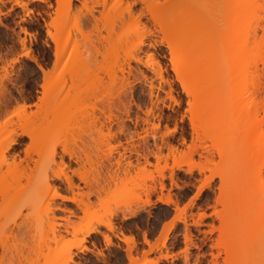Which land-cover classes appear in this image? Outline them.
Returning a JSON list of instances; mask_svg holds the SVG:
<instances>
[{
    "label": "rangeland",
    "instance_id": "obj_1",
    "mask_svg": "<svg viewBox=\"0 0 264 264\" xmlns=\"http://www.w3.org/2000/svg\"><path fill=\"white\" fill-rule=\"evenodd\" d=\"M227 1L0 0V111L9 113L23 102L39 127L60 122L47 135L39 129L35 145L42 146H33L31 160L21 164L2 152L5 139L20 128H0V208L12 232L6 250L0 248V264H16L11 248L20 242L23 264L32 258L31 248L39 252L37 264H264V242L242 252L239 244L235 255L238 249L228 252L231 239L225 238L247 229L264 235V121L258 126L245 118L243 128L233 129L230 119L218 117L212 126L193 129L195 104H189L173 71L177 55L169 54L196 53L207 41L220 47L238 16ZM179 5L185 8L173 17ZM256 14L264 22V12ZM206 25L216 29L204 32ZM237 30L241 34L244 26ZM171 36L173 41L164 40ZM56 46H65L70 63L63 86L51 71ZM242 48L224 52L219 60ZM83 58L93 71L96 93L67 109L63 99L73 94L69 83ZM213 65L201 64L203 73ZM257 66L262 73L260 59ZM39 67L51 75L45 78ZM261 81L263 95V75ZM58 104L65 111L53 115L58 119L42 118L45 109L59 111ZM263 115L264 107L257 119ZM28 144L27 136L19 137L21 158ZM75 155L84 161L85 184L71 172L80 167ZM61 160L69 169L62 171ZM64 173L78 188L67 187ZM220 175L232 176V183L220 181ZM55 190L74 199L53 197ZM232 208L248 215L245 224H226ZM174 214L182 222L165 232ZM90 226L98 231L81 240ZM121 234L133 241L125 244Z\"/></svg>",
    "mask_w": 264,
    "mask_h": 264
},
{
    "label": "bare ground",
    "instance_id": "obj_2",
    "mask_svg": "<svg viewBox=\"0 0 264 264\" xmlns=\"http://www.w3.org/2000/svg\"><path fill=\"white\" fill-rule=\"evenodd\" d=\"M259 1L261 3H259ZM69 2L70 0H67V4H69ZM226 6H228L227 8L235 7L238 16L237 18L231 21L230 26H227L226 32L223 34L225 37L222 38V43L220 47H217L215 43L207 41L203 44L202 48L196 53L187 54L181 51L175 52L174 50H171L169 53L171 57L177 55V60L173 61L172 64L173 71L175 72L184 92L191 98L189 104H195V106L193 107L194 113L191 114L190 117V123L193 129H196L201 124H203L204 126H212L213 124L217 123L216 121H213L214 118H218V117L219 118L221 117L222 119H230V123H231L230 127L232 125H235L233 129L243 128L246 123L242 125L241 121L242 119L245 118L252 119L250 123L251 124L256 123L258 126H260L264 121V115L260 119H257L260 109L263 110L264 107V94L261 95V88H262L261 77L262 75L264 77V49L260 50V43L262 39H264V22L260 21L263 18H261L259 15L256 14L257 11L260 10L264 12V0H228ZM175 7L177 8V12L174 11L172 16L173 17L181 16L178 10L184 9L185 6L179 5L178 7L174 6V8ZM200 18L199 16L195 17L192 20V22H196L200 20ZM253 21L255 23L254 26L251 27ZM240 26H244V30L241 34L238 35L237 29ZM214 29H216L214 25H206L201 30L204 32L205 31L210 32L213 31ZM258 32H260V34ZM179 35L180 34H178L177 36ZM173 39L174 37L171 36V37H166L164 40L173 41ZM53 42H55V45L59 43V41L55 39H53ZM179 44L180 43L176 40L177 47H179ZM240 45H242L243 48L238 54L229 55L226 61L224 62L219 60L220 56L224 54V52L233 51L237 46ZM56 47L57 48H55L56 50L54 51L55 60L53 62V67L51 71L53 74L52 76L57 77V81H59L58 83H60V85L63 86L64 83L66 82L63 77L64 76L63 72L67 69L70 63L67 60V56L66 55L63 56L64 55L63 51L65 46L64 47L56 46ZM212 49H216V50H212ZM209 50L212 51L208 52ZM25 55H28V53H25ZM62 59L64 61L61 63ZM257 59H260L262 65V73H259L258 71ZM204 62H209L214 64L212 67L210 66L208 73H203L201 64H203ZM78 63H79L78 72L75 75H73V77H71V81L69 83L70 89L73 91V94H71V98L70 97L67 98L68 100H66V98L63 99L66 101V105L65 104L62 105L67 106V109L72 105L76 106L77 104H81V102L86 100V97L88 95H91L90 92L92 93L93 90L95 92V88H96V86H94L95 83L93 82V80L95 79L92 75L93 71L91 68H89L88 66L89 64L84 60V58L80 59ZM40 70L45 78L51 72V71H45L42 68ZM226 80L229 81L227 84L224 83ZM80 85H84L85 87L84 86L82 87ZM58 91L60 90L58 89L57 92ZM55 92H56V88H55ZM16 104L17 103H15V105L8 110L9 113H6L7 111L6 109H5L6 111L3 109L4 112L0 111V128L3 129L13 126L20 128L21 130L20 133L17 134L15 137L8 136L5 139V144L2 147V152L3 151L8 152L10 155V159L13 162L17 161V163L21 164L22 162H28L29 160H31V154L36 150L37 145H40L39 143L35 145V142H38L35 140L36 137H38V133H40V130L42 133L45 134L46 133L45 131H48L47 129H49L50 127H55L56 122L58 124L60 122L56 120L55 125L53 124L54 122L53 123L49 122L48 124L45 125L43 129L41 126L39 127L40 124L38 125V118L35 115V113L33 112L31 113L27 111L26 106L24 105L25 103L22 102V105H18V106H16ZM4 105L6 106V104ZM223 105H225L226 108L224 110H221V107ZM58 106L59 108L62 107L60 106V104H58ZM65 106L63 107V109L65 108ZM234 107H237L238 111L232 112ZM10 110L12 111L10 112ZM60 110L62 109L60 108L59 111H57L56 107L45 109L43 112L44 116L42 115L43 116L42 118L47 120L49 117L50 119H53L54 117L56 119L57 117L53 115L60 114L61 113ZM90 119H89L90 122L94 123L95 117ZM55 130H57V128ZM97 131L99 132L100 128L97 129ZM22 135L27 136L31 140V144H28L23 150L24 152L23 158L20 157L19 151L16 149V146L19 144V137ZM33 146H35L36 148H34ZM64 152H66V150H64ZM66 153L69 156V158L73 156V152L67 151ZM76 155L74 156L75 157L74 161L78 163V166L80 167L75 170H72L71 172L72 174L77 175V177H79L80 180L84 182L85 177L83 175V172L80 171V169L83 168L82 165L84 164L83 163L84 161L82 162L81 156L79 155L76 156ZM85 158L86 160H88L87 156ZM60 162H61L60 164L63 167V168L60 167L62 171L65 168L69 169L68 165H65L62 160ZM60 174L61 173L59 172H54L53 177L60 179L61 178ZM63 176L66 181L67 187L70 190H73L74 186H76L75 188H78L77 185H75L73 182L72 175H67L64 173ZM219 177H220V181L222 182L224 181V182L232 183V176H230L228 179L225 180H223V177L221 175ZM47 179L50 178L48 177ZM47 179L43 180L45 181L43 182V184L48 186L49 181ZM53 197H57L62 200L74 199V197L72 198L60 194L59 192H57V190L54 191ZM160 201L166 204L169 203L168 200L165 201L160 200ZM5 217H6L5 212L0 208V248L3 250V252L6 250L4 244L5 240L7 239L8 235H12V232L8 230V225L5 221ZM247 217L248 215L237 212L235 208H232V210H230V213L226 218V224L230 225L231 227H237L239 225L245 224L247 222ZM177 221L182 222V219H180L179 214H174L173 217L169 220V222L165 224L164 226L165 232L169 231ZM95 222L96 224L102 223L101 221H95ZM12 224L14 225L16 232H19L20 226L19 224H17L15 218L12 219ZM247 230L246 232L242 234H238L232 238L230 236H225L226 239H231L230 240L231 245L229 243V247L231 246L232 249L228 247L229 248L227 249L228 252H232L230 250L234 251L238 249L239 252L236 250L237 253L234 251V254L235 255L239 254L240 253L239 250L240 246H238L239 244H243L242 247H244L243 249H241V252L245 251V249L247 248L251 249L252 246L256 247V245L258 246L262 245V243L264 242V235L260 233L253 234V230L251 232L250 231L247 232ZM97 231L98 229L96 226H90L86 228L84 230V233L82 234L81 240H84L85 237L89 236L91 233H96ZM246 233L249 234L246 235ZM120 239L127 245L133 241V239L130 236H126L124 234H121ZM106 240L107 242L109 241L108 238ZM145 242L149 243L147 240H145ZM152 245L153 244H151V247ZM11 251L12 254L16 256V264H23L22 260L24 256V251H23L22 242H20V244L13 245ZM31 251H32V258L30 259V262L28 264H37L39 252H37L35 249L32 248Z\"/></svg>",
    "mask_w": 264,
    "mask_h": 264
}]
</instances>
